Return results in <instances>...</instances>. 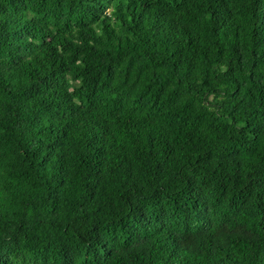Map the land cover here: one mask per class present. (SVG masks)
Masks as SVG:
<instances>
[{
	"label": "trees",
	"instance_id": "trees-1",
	"mask_svg": "<svg viewBox=\"0 0 264 264\" xmlns=\"http://www.w3.org/2000/svg\"><path fill=\"white\" fill-rule=\"evenodd\" d=\"M0 264H264V0H0Z\"/></svg>",
	"mask_w": 264,
	"mask_h": 264
}]
</instances>
